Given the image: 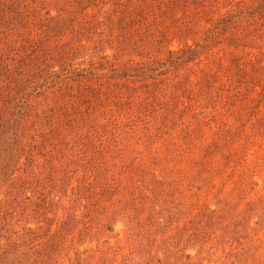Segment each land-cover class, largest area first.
<instances>
[{
	"label": "rangeland",
	"instance_id": "1",
	"mask_svg": "<svg viewBox=\"0 0 264 264\" xmlns=\"http://www.w3.org/2000/svg\"><path fill=\"white\" fill-rule=\"evenodd\" d=\"M0 264H264V0H0Z\"/></svg>",
	"mask_w": 264,
	"mask_h": 264
}]
</instances>
